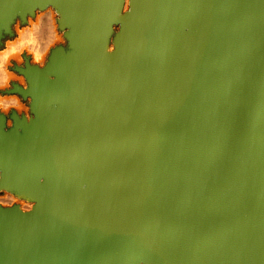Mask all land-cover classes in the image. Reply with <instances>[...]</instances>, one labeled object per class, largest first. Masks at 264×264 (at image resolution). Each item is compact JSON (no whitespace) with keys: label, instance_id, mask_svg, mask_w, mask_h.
Instances as JSON below:
<instances>
[{"label":"water","instance_id":"1","mask_svg":"<svg viewBox=\"0 0 264 264\" xmlns=\"http://www.w3.org/2000/svg\"><path fill=\"white\" fill-rule=\"evenodd\" d=\"M47 1L0 0V37ZM123 4L67 0L68 49L20 68L0 189L39 202L0 208V264H264V0H129L115 61Z\"/></svg>","mask_w":264,"mask_h":264},{"label":"rangeland","instance_id":"2","mask_svg":"<svg viewBox=\"0 0 264 264\" xmlns=\"http://www.w3.org/2000/svg\"><path fill=\"white\" fill-rule=\"evenodd\" d=\"M124 6H125V4H124ZM126 6L128 7V4H126ZM55 10H56V8L53 7V6L49 7L48 9L46 8L44 10L36 8L34 10V13L32 15L31 14H27L24 20H21L20 17L17 16V17H15L14 22L11 24V28H10L11 29V33H9V34L4 33L0 37V55H2L5 51L8 50V48H10L9 44H12L13 42H15L18 39L19 33L21 31H23V30H26L28 32L30 31L31 35H32V36L29 35L30 37L28 39H30V38L31 39L30 40L27 39L26 42L24 43L23 47L18 48L19 50L16 49L13 52H10L6 56V58H5L6 60L4 59V62H2L3 64H0L1 65L0 68L3 67L1 69V71H0V74H1L2 71H4L2 73L3 75L2 74L0 75V102L1 101L2 102H10L13 99H17L20 102V105H21V109L18 110L20 113L27 114V112H28V114H29V111H28L29 99H27V98L23 99L22 96L19 93L11 91L13 89V87H14L13 85H18V86H20L22 88H26L28 86V83H27V80H26L24 74L20 72V68H25V63L26 62H28L29 65L37 66L39 68H44L46 66V64L49 62V57L51 56L52 50H54L57 47H62L63 49L67 50L68 47H69V41L64 35L65 32H67V30H65L64 28H60L59 27V23H58V19H59L58 14H59V12H56ZM123 10H124V7H123ZM45 11L46 12H51L50 13L51 15L49 13L47 14ZM40 16H49L50 18L52 17L51 18V23H53V22L54 23H53V25L51 23H49V24L52 25L51 27L49 26L50 27L49 30L51 31V29H52V31L49 32V33H50V36H52V35L54 36L55 35V37H53V36L50 37L49 39H52L51 41L49 39L45 40V38H42L41 36L39 37L40 34L38 35V33H37L38 31L35 29L38 26ZM34 24H35V26L36 25L37 26L35 27ZM38 28H39V26H38ZM33 29H35V30H33ZM53 29H54V32H53ZM116 30H117V27H114L112 37H113V35H115ZM52 32L54 34H52ZM36 34L38 35V37L35 36ZM35 38H37V39L33 40ZM40 38H42V40L44 39L43 40L44 43H43V41ZM31 40H32V43H31ZM37 40H40V41L37 42ZM47 40H49V41L47 42ZM33 41L34 42L36 41L37 43L36 42L34 43ZM39 42H41L43 44L42 45L40 43L41 47H42V48H40V52H39V49H38L40 47ZM111 43H112V38L110 40V44ZM34 45L36 47H34ZM38 45H39V47H38ZM44 45H45V47H44ZM30 48L31 49L33 48V51ZM34 56H35V58H34ZM36 58H37V60H36ZM22 79H23V82H22ZM11 98H13V99H11ZM9 104L10 103H6L5 106L3 104L0 105V111L7 113L11 109H15V107H13V106H11ZM7 195H9V197H11V195H12L15 199L17 198L12 193H9V192H6V191H0V198L8 197ZM22 203L24 204L23 206H27L28 205L27 204L28 202L25 201V200H23ZM7 204L8 203H6L5 205H7Z\"/></svg>","mask_w":264,"mask_h":264},{"label":"bare ground","instance_id":"3","mask_svg":"<svg viewBox=\"0 0 264 264\" xmlns=\"http://www.w3.org/2000/svg\"><path fill=\"white\" fill-rule=\"evenodd\" d=\"M124 1V4H125V6H124V4H123V7H124V10H123V7H122V11H120V13H119V18L116 20V21H112L111 23H110V26H113L112 27V29L114 30V27H117V30H116V32H115V35H113V37H112V34H113V32H112V34L108 37H106V35H101V34H99L98 36H97V39H96V41L94 42V43H92L91 45H90V50H94V48H97L98 46H100V45H106V51H107V53L108 54H110V55H112V57H114V59H115V61H117V58L115 57V54L118 52V50H120V48H122V45H121V43H120V40H119V36L118 37H116V34H120V32H121V28H120V26L121 27H123V24H124V16L126 15V14H128V13H126V14H124L125 12H129V0H123ZM66 3H67V0H59V1H56V0H49V1H47V2H45L43 5H42V9L44 10V9H48L49 7H51V6H53V7H55L56 8V12H60L59 14H58V16H59V19L60 18H62L63 16H64V10H63V8H64V6L66 5ZM126 4H128V7L126 6ZM196 6H197V3H195V6H193V8H192V10H191V12H190V14L188 15L189 17H188V20L185 22V26L183 27V29H182V31L181 32H186L188 29H189V22L191 21V19H192V17H193V15H194V12L196 11ZM127 8V9H126ZM38 10V9H37ZM46 12V11H45ZM36 13V12H35ZM47 14L49 13H51V12H46ZM45 14V13H44ZM43 15V14H42ZM51 15V14H50ZM31 17V16H30ZM29 18V17H28ZM52 18V17H51ZM51 18L49 17V16H40V18H39V23H38V26H39V28H38V26L36 27L35 26V24H34V26L36 27H34L38 32V35H39V37L41 36L42 38H45V40L46 39H49L50 37H52V36H50V33L49 32H51L52 31V29H51V31L49 30V28L53 25V23H51ZM19 20V19H18ZM38 20V19H37ZM53 20V19H52ZM17 21V20H16ZM49 23H51V24H49ZM23 25V24H22ZM55 25V24H54ZM50 26V27H49ZM35 29H33V30H35ZM64 29L65 30H69V31H72V30H74L75 28H74V23L73 22H67L66 24H65V27H64ZM28 30V29H27ZM61 30V29H60ZM59 31V30H58ZM53 32H54V29H53ZM52 32V34H54ZM62 33V32H61ZM33 34V33H32ZM35 34V33H34ZM29 35H31V32L29 31H26V30H23V31H21L20 33H19V37H18V39L15 41V42H13L12 44H9L10 45V48H8V50L7 51H5L2 55H0V64H3L2 62H4V59L6 58V56L10 53V52H13L14 50H16V49H18V48H20V47H23L24 46V43L26 42V40L30 37ZM38 35L36 34L35 36L36 37H38ZM32 36V35H31ZM53 37H55V35L53 36ZM34 38V37H33ZM42 38H40L41 40H42ZM111 38H112V43L110 44V40H111ZM16 39V38H15ZM31 39V38H30ZM30 39H28V40H30ZM37 38H35V39H33V40H36ZM44 40V39H43ZM42 40V41H43ZM50 41L52 40V39H49ZM49 40H47V42L49 41ZM38 41H40V40H37V42ZM41 41V42H42ZM54 41V40H53ZM30 42V41H29ZM34 42V41H33ZM36 42V41H35ZM34 42V43H35ZM36 42V43H37ZM41 42H39V44L41 43ZM46 42V41H45ZM31 43H32V40H31ZM43 43H44V41H43ZM42 44V43H41ZM41 44H40V47H39V45H38V49H39V52H40V48H42L41 47ZM47 44V43H46ZM50 44V43H49ZM28 45V44H27ZM37 45V44H36ZM43 45V44H42ZM29 46V45H28ZM31 46V45H30ZM33 46V45H32ZM34 47H36L35 45H34ZM44 47H45V45H44ZM24 49V48H23ZM31 49V48H30ZM54 49V48H53ZM19 50V49H18ZM32 51H33V48L31 49ZM37 50V49H36ZM50 50V49H49ZM21 51V50H20ZM38 51V50H37ZM36 51V52H37ZM35 52V51H34ZM70 52L71 53H73L74 55H75V57L76 56H78L79 54H80V48H79V46L77 45V44H75V45H73V46H71V48L69 49V52L68 53H66L67 55L66 56H69L70 55ZM38 53V52H37ZM36 53V54H37ZM50 55V54H49ZM36 56V55H35ZM35 56H34V58H35ZM6 60V59H5ZM36 60H37V58H36ZM169 60L167 59V60H165V68L166 69H168V62ZM16 65V64H15ZM1 66V65H0ZM22 67V66H21ZM3 68V67H2ZM2 68H0V71H1V69ZM4 70V69H3ZM4 71H2L1 72V74L3 73ZM86 72H87V70L86 69H84V68H81L80 69V73L81 74H86ZM0 74V75H1ZM3 75V74H2ZM6 76V75H5ZM4 77V76H3ZM53 78V77H52ZM56 81H58V82H63L60 78H56L55 79ZM22 82H23V79H22ZM21 82V83H22ZM15 97V96H14ZM13 97V98H14ZM13 98H11V99H13ZM17 98V97H16ZM27 99H29V103H30V101H31V97H28ZM33 100V99H32ZM6 101V100H5ZM6 103H10L9 105H11V106H13V107H15V110L17 109V111L18 110H20L21 109V105H20V102L17 100V99H13V100H11L10 102H0V105H4L5 106V104ZM48 107H49V109H56V110H59V112H60V114L61 115H63V114H70L71 113V111H73V105L72 104H69V105H67V107H62V105H63V103L61 102V101H56V102H54V101H52V102H49L48 104ZM3 108V107H2ZM12 112H15L14 110H12L11 111V113ZM19 112V111H18ZM16 113V112H15ZM28 113V112H27ZM26 117H27V115H26ZM7 124V123H6ZM22 129V128H21ZM21 129H19V133L21 132V135L23 134L22 133V131H21ZM2 172H5L2 168L0 169V178H1V174H2ZM96 175V171L95 170H93V169H90L88 172H87V175L85 176V177H83V179H82V183H81V187L86 191V193H88V194H90V192H91V190H90V188H91V184H92V182H91V179L94 177ZM36 177H38V178H40V180H41V182L43 183V185L44 184H47V182H48V180H47V178H46V176H44V175H39V176H36ZM35 177V178H36ZM56 182H58L59 183V185H60V187H61V189L62 190H64V184H63V182L61 181V180H57ZM40 184H38V186H39ZM14 186H16L15 188H18V185L17 184H14ZM0 191H6V192H9V193H12L15 197H17L16 199L11 195V197H9V195H7L8 197H5V198H0V208H2V209H7V208H12V207H17L22 213H26V212H29V211H31L32 209H34V207H35V205L37 206L38 205V202H39V199L38 198H36V199H34V200H29V199H26L25 197H23V196H21V195H18V194H15V192L14 191H12V190H9V189H0ZM23 200H25V201H27L28 203V205L27 206H23L24 204L22 203L23 202ZM6 203H8L7 205H5ZM136 264H142L141 262H139V263H136Z\"/></svg>","mask_w":264,"mask_h":264},{"label":"crops","instance_id":"4","mask_svg":"<svg viewBox=\"0 0 264 264\" xmlns=\"http://www.w3.org/2000/svg\"><path fill=\"white\" fill-rule=\"evenodd\" d=\"M12 110H14L15 112H16V114L18 115V116H21V115H24V116H26L27 115V118H29V114H30V111H29V104H28V111H29V114L27 113V114H24V113H20V112H18L17 110H15V109H11L9 112H7V113H5V112H1L0 111V114L1 115H4L5 116V118H6V121H5V129H8V128H10L11 126H12V119L10 118V114H11V111ZM7 123V124H6Z\"/></svg>","mask_w":264,"mask_h":264}]
</instances>
